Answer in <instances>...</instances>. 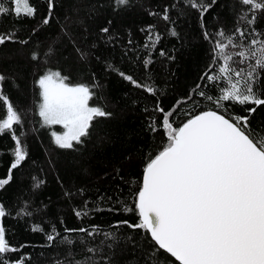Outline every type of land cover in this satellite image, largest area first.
I'll return each mask as SVG.
<instances>
[{"label":"trees","instance_id":"1","mask_svg":"<svg viewBox=\"0 0 264 264\" xmlns=\"http://www.w3.org/2000/svg\"><path fill=\"white\" fill-rule=\"evenodd\" d=\"M131 2L126 10L113 12L111 0H54L53 17L45 25L42 20L48 15V0H29L36 9L34 17H18L14 11L0 17V34L11 32L16 38L0 45V74L5 76L0 93L21 116V124L13 130L27 153L21 165L10 172L15 139L7 132L0 134V179L12 177L0 189V205L11 213L2 218L6 239L17 249L7 254L10 261L74 264L92 257L98 264H105V259L108 264H152L155 248L161 261L167 257L168 264H179L158 249L146 230L120 223L139 222L135 205L144 169L168 144L164 115L172 113L168 119L174 128L209 110L233 122L235 117H248L249 130L264 135V105L221 101L217 106L214 101L224 94L226 79H202L205 73L219 75L224 64L222 57L213 60L214 43L221 39L215 34L220 30L232 34L240 27L248 29L249 39L264 40V13H258L255 24L249 26L238 23L242 10L238 0H217L203 16L184 0ZM5 3L14 7L8 0ZM173 3L178 6L171 7ZM165 7L169 8V21L162 19ZM104 27L109 28L108 33L100 31ZM205 32L213 35L206 39ZM233 38L241 39L238 34ZM77 48L87 54L86 59ZM227 51L233 55V69L251 71L254 58L240 64L241 58L235 55L238 51L247 54L246 49ZM33 53L38 59H33ZM113 67L155 92L135 87ZM49 71L60 72L69 85L88 86L90 104L112 113L95 117L89 135L82 137L81 143L74 142L72 148L59 147L53 131L62 127L45 124L39 116L42 96L38 80ZM261 82L259 95L264 97V73ZM200 91L213 100L201 96ZM252 107L255 112L247 111ZM6 118L4 105L0 120ZM37 180L43 181L38 188L34 186ZM85 210L88 215H75V211ZM37 226L39 231L34 230ZM81 227L98 228L99 234L88 237L64 231ZM56 232L60 236L48 241L47 234ZM104 233H114L115 239H106ZM64 236L74 243H63ZM88 247L97 248V252H87Z\"/></svg>","mask_w":264,"mask_h":264},{"label":"snow or ice","instance_id":"2","mask_svg":"<svg viewBox=\"0 0 264 264\" xmlns=\"http://www.w3.org/2000/svg\"><path fill=\"white\" fill-rule=\"evenodd\" d=\"M8 2L14 7H8L5 0H0V17L8 16L13 11L18 17H34L36 14V9L29 0ZM184 2L199 10L203 16L217 0H211V3H205L204 0ZM238 2L242 6L238 23L245 22L251 26L255 24L258 13H264V0ZM21 3L24 6L23 12ZM110 6L113 12H119L131 7L132 2L111 0ZM177 6L176 3L171 5L173 8ZM53 8L54 0H48V15L42 20L43 24L50 23ZM168 11L169 8L165 7L162 15L165 21L170 20ZM100 31L108 33L109 28L104 27ZM255 31L253 28L252 32ZM247 33V28L237 27L232 34L223 30L215 34L221 39L214 43L213 52L216 55L213 60L222 57L224 64L219 67V75L205 73L202 79H226L224 94L214 101L217 106L221 101L240 105L254 104L257 107L264 105V97L259 95L261 74L264 73V40H257L255 37L249 39ZM237 34L240 40L233 38ZM172 35L176 33L173 31ZM212 35L209 32L204 33L206 39ZM15 39L11 32L0 34V45ZM148 39L152 40L151 35ZM156 40H159V36ZM223 40H227V43H223ZM70 42L75 43L71 40ZM145 47L148 45L145 44ZM229 48L247 50V54L246 51H238L235 55L241 58L238 61L240 64L245 59L254 58V63L249 65L251 71L233 69L230 63L233 55L228 53ZM77 52L82 59L87 58V54L78 48ZM33 59H38L35 53ZM147 63L150 61L146 62V66ZM112 70L118 71L121 77L135 87L145 88L150 93L155 92L150 85L139 83L131 75L114 67ZM66 79L58 71H49L39 78L38 85L42 96L39 116L45 124H62L67 129L62 135H53L59 147L68 149L73 147V141L81 143V138L89 135L91 122L95 117H110L112 113L99 107H89V87L84 84L70 86L65 83ZM4 80L5 76L0 74V82ZM197 87L200 88L199 85ZM199 94L213 100L204 91ZM4 105L7 118L0 120V134L7 132L15 139V160L10 166L11 172V169L21 165L27 153L13 130L14 125L21 124V116L14 110L7 96L0 93V107ZM158 110L163 112V109ZM247 111L255 112L256 108H248ZM170 115L171 112L166 113L163 119L168 144L146 165L142 186L137 193L135 208L138 209L139 222L120 223L133 229L146 230L158 249L163 250L164 254H170L179 264H264V135L249 130L248 117H235L233 122L225 115L209 110L174 128L168 119ZM11 179V174L0 179V189L8 185ZM42 183L43 181L37 180L34 186L38 188ZM86 205L87 202L85 207ZM21 211L31 215L26 209ZM6 215L11 213L0 205V264H23V260L13 262L7 258L8 253L16 252L17 249L6 239V229L2 223V218ZM75 215L86 216L88 212L75 211ZM34 230L40 229L37 226ZM64 231L83 233L88 237L99 234L98 228H65ZM104 235L106 239H115L114 233ZM58 236L59 232L55 235L49 233L47 240L54 242ZM62 242L69 246L74 243L68 236H64ZM86 251L95 254L97 248L88 247ZM160 255L154 248L151 253L152 264H168L167 257L161 261ZM57 264L62 262L57 261ZM74 264L98 262H92V257H86L84 262L75 261ZM105 264H108L106 259Z\"/></svg>","mask_w":264,"mask_h":264},{"label":"rangeland","instance_id":"3","mask_svg":"<svg viewBox=\"0 0 264 264\" xmlns=\"http://www.w3.org/2000/svg\"><path fill=\"white\" fill-rule=\"evenodd\" d=\"M20 7H21V10H22V12H23V10H24V6H23V3H21V5H20ZM70 86H72V85H70ZM88 106L89 107H96V106H92L91 104H90V99H89V101H88ZM49 125H60L61 127H62V130H54L53 131V133H55V134H57V135H62V134H64L65 132H67V129L66 128H64V126L62 125V124H49ZM54 136V135H53ZM54 139H55V136H54ZM75 141H73L72 143H74Z\"/></svg>","mask_w":264,"mask_h":264},{"label":"water","instance_id":"4","mask_svg":"<svg viewBox=\"0 0 264 264\" xmlns=\"http://www.w3.org/2000/svg\"><path fill=\"white\" fill-rule=\"evenodd\" d=\"M220 114V113H219ZM227 118V117H226Z\"/></svg>","mask_w":264,"mask_h":264}]
</instances>
